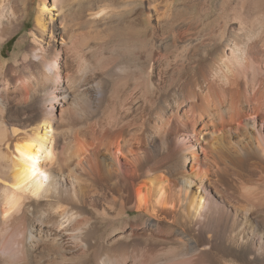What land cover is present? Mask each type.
I'll return each mask as SVG.
<instances>
[{"label": "bare ground", "instance_id": "1", "mask_svg": "<svg viewBox=\"0 0 264 264\" xmlns=\"http://www.w3.org/2000/svg\"><path fill=\"white\" fill-rule=\"evenodd\" d=\"M33 1L0 0V264H264V0H36L4 54Z\"/></svg>", "mask_w": 264, "mask_h": 264}, {"label": "rangeland", "instance_id": "2", "mask_svg": "<svg viewBox=\"0 0 264 264\" xmlns=\"http://www.w3.org/2000/svg\"><path fill=\"white\" fill-rule=\"evenodd\" d=\"M214 2L216 3V0H183V1L179 0L177 3H178L179 7H181L182 9L187 10L189 12L190 16L194 17L195 15H197V16H195V18H201V21H214V23L216 25L220 26L225 21V17H223V15H221L217 11ZM35 5H36V0H34L30 4V7L28 9L29 15L27 16V19L24 21V23H23L21 29L19 30V32H17L12 37H10L8 40H6V42L2 46V52L4 54L10 55L11 51L14 48V44L16 43L17 38L21 34H23V33H25L26 31L29 30V28H30V26H31V24L33 22V14H34V11H35ZM224 38H226V36L221 38L222 41H223ZM219 43L220 44L222 43L220 39L218 40V42L216 41L215 45H219ZM263 74H264V72H263ZM61 104L63 105L62 102H61ZM56 110L58 111L59 107L56 106ZM214 264H226V263L225 262H223V263L214 262Z\"/></svg>", "mask_w": 264, "mask_h": 264}]
</instances>
